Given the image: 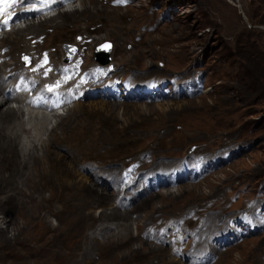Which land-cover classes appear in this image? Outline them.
Instances as JSON below:
<instances>
[{
	"label": "rangeland",
	"instance_id": "1",
	"mask_svg": "<svg viewBox=\"0 0 264 264\" xmlns=\"http://www.w3.org/2000/svg\"><path fill=\"white\" fill-rule=\"evenodd\" d=\"M79 1L91 11L62 27H22L6 62L39 34L54 60L80 40L85 65L108 52L109 76L167 93L85 98L58 123L0 115V264H192L213 249L208 264H264V0ZM133 159L203 176L137 197L113 180Z\"/></svg>",
	"mask_w": 264,
	"mask_h": 264
},
{
	"label": "bare ground",
	"instance_id": "2",
	"mask_svg": "<svg viewBox=\"0 0 264 264\" xmlns=\"http://www.w3.org/2000/svg\"><path fill=\"white\" fill-rule=\"evenodd\" d=\"M43 1V3H44V6L45 7H47V6H51V5H53V4H55L56 2H58L59 0H42ZM79 1V0H78ZM78 1L76 2V3H78ZM83 1V0H82ZM80 2V1H79ZM75 3V4H76ZM75 4L72 6V7H70V8H68V9H63V10H59L56 14H58V15H60L61 16V18H64V19H62L59 23H56L55 25H56V27H62V24H63V22L65 21V20H67V19H70L72 16H74V17H79V15L80 14H83V13H85V12H87V11H91V8H90V6H88L85 2H84V4H83V2H82V6L84 5V7L81 9V11H79V9L78 8H73L74 6H75ZM92 4V3H91ZM91 6H93V5H91ZM111 7H115V6H112V5H110ZM73 8V9H72ZM95 9V7L93 8V10ZM68 10V11H67ZM96 10V9H95ZM89 13V12H88ZM56 14H54V15H56ZM49 17H51V15L50 16H48V18ZM52 17H53V15H52ZM46 19V18H45ZM45 19H44V21H42V20H40V21H37V22H35V21H30L29 23H27L26 25H25V27L28 29V28H30V29H37L38 27L40 28V27H42V25H44V23H45ZM32 22H35V23H38V24H35V23H33V25L32 26H30L31 24L30 23H32ZM76 28H78V27H76ZM95 29L97 30L98 29V27H95ZM101 29H103V28H101ZM100 29V30H101ZM38 30V29H37ZM99 30V29H98ZM12 32V34H14V35H12V34H9V33H11ZM22 32V27H17V28H14V29H12V30H10V31H8V32H6L2 37H0V48L2 47V46H4V45H6L7 46V44H9V43H12V46L16 43V38H17V36L20 34ZM32 32V31H31ZM36 33V32H35ZM38 35V34H37ZM37 35H34V36H37ZM94 40V39H93ZM96 40V39H95ZM95 42V41H94ZM94 42H93V44H91L92 46H95V44L97 43V42H95V44H94ZM29 44V43H28ZM71 45L72 46H75V51H67V48L65 47V49H63V48H61L62 49V54L63 55H66L67 53H74V52H76L77 51V49L79 48V46H80V40L78 41V43H71ZM63 46H65V45H63ZM15 47V46H14ZM36 47V46H35ZM28 49H31V48H33L32 46H28L27 47ZM27 48H21L20 49V51L22 52V51H24L23 49H25V50H28ZM98 49V48H97ZM97 49H96V51H97ZM10 48H9V50L8 51H5L4 53H1L0 52V56H4V55H8L10 52ZM61 54V55H62ZM96 54H97V52H96ZM74 57V56H73ZM61 60V59H60ZM72 60V59H71ZM11 64V62H6V61H3V62H0V69H2V67H7V66H9ZM28 65H30V64H28ZM150 82V81H149ZM148 82V83H149ZM148 83H146V84H148ZM1 87V86H0ZM140 92H143V90L141 89V88H138V89H135L134 90V93L136 94V95H138ZM7 99H9L7 96H5V94H4V92H3V88L2 89H0V108H2V109H0V115H7V118L10 116V115H12L13 113H19V112H21L22 114L23 113H27V120L29 121V123H47V122H55V123H58L59 122V120L61 119V115H63L62 113H57V114H51V115H47V116H44V114H41V115H38V114H36V112H31V111H27L26 109H23V108H21L20 107V105H18L17 107H14L13 105H12V102L14 101V102H16V103H19V101L17 100V99H15V100H10V104H7L6 106H5V108H3V107H1V105L3 104V103H5L6 101H7ZM103 101H107V100H103ZM108 102H111V101H108ZM76 103H81V101L80 100H78V101H76V102H74L71 106H69V107H67V109L66 110H68V109H70V108H72ZM16 111H15V110ZM15 115V114H14ZM5 118H6V116H5ZM9 121V120H8ZM18 123H19V121H18ZM42 129H43V124H42ZM50 137V134H48L47 135V137L46 138H49ZM45 138V139H46ZM43 141H44V139H42ZM3 143V142H2ZM1 143V144H2ZM3 144H7V145H9V143H3ZM10 146V145H9ZM10 147H12V145L10 146ZM45 148H49V147H43L42 148V150L43 149H45ZM48 150V149H47ZM42 152V151H41ZM36 155H38V154H36ZM133 161H136V159H133ZM146 164H144V166H145ZM119 171H120V169H119ZM119 174H120V172H119ZM118 174V175H119ZM171 175V173L168 175V176H170ZM99 177V176H98ZM114 180V183H116V184H119V181L118 180H116L115 178L113 179ZM102 182H104V180H102L101 182H98L97 181V183H102ZM178 187V184L176 183V188ZM133 188L135 189V188H137V185H134L133 186ZM176 188H168V189H176ZM99 190V189H98ZM104 190V189H103ZM101 192V191H100ZM113 192V191H112ZM104 192H102V194H103ZM114 193V192H113ZM154 193H158V192H154ZM154 193H152V194H154ZM145 193L142 191V188L141 189H139L138 191H137V194H136V196L137 197H140V196H143ZM152 194H150V195H148V196H146V197H144L142 200H145V199H147L148 197H150ZM141 200V201H142ZM101 211H106V210H101ZM107 212H111V211H107ZM112 212H115V210L113 211L112 210ZM117 213V212H116ZM119 213V212H118ZM111 214V213H110ZM114 214V213H113ZM104 215V214H103ZM111 218V217H110ZM112 219V218H111ZM123 227H125V226H123ZM122 227V228H123ZM121 228V229H122ZM108 238V237H107ZM199 242H200V240H199ZM154 245V244H153ZM157 246H161L162 248H164V246L163 245H157ZM217 249H220V248H217ZM212 251H214V252H216L214 249L212 250Z\"/></svg>",
	"mask_w": 264,
	"mask_h": 264
},
{
	"label": "water",
	"instance_id": "3",
	"mask_svg": "<svg viewBox=\"0 0 264 264\" xmlns=\"http://www.w3.org/2000/svg\"><path fill=\"white\" fill-rule=\"evenodd\" d=\"M107 49H108V47H107ZM98 60H99L100 62H102V63L108 62V61L110 60V57H109V55H108V52L106 53L105 56L103 55V58H99Z\"/></svg>",
	"mask_w": 264,
	"mask_h": 264
},
{
	"label": "snow or ice",
	"instance_id": "4",
	"mask_svg": "<svg viewBox=\"0 0 264 264\" xmlns=\"http://www.w3.org/2000/svg\"><path fill=\"white\" fill-rule=\"evenodd\" d=\"M4 2V0H0V3H3Z\"/></svg>",
	"mask_w": 264,
	"mask_h": 264
}]
</instances>
